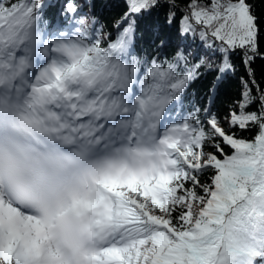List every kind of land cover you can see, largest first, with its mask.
<instances>
[{
    "label": "snow or ice",
    "instance_id": "obj_1",
    "mask_svg": "<svg viewBox=\"0 0 264 264\" xmlns=\"http://www.w3.org/2000/svg\"><path fill=\"white\" fill-rule=\"evenodd\" d=\"M261 4L0 0V264H264Z\"/></svg>",
    "mask_w": 264,
    "mask_h": 264
},
{
    "label": "trees",
    "instance_id": "obj_2",
    "mask_svg": "<svg viewBox=\"0 0 264 264\" xmlns=\"http://www.w3.org/2000/svg\"><path fill=\"white\" fill-rule=\"evenodd\" d=\"M105 2V0H101V3ZM260 8L264 9V4L259 5ZM98 10H99V6H98ZM119 9H112V10H108L105 9L103 11V17H106L107 19L104 22H108L114 18H116L119 15ZM109 30H111V25L109 24ZM145 48L148 47V45H144ZM149 51L151 52L152 55H157L158 53L149 48ZM262 66H264V61H258L257 62V72L258 75L261 73V69ZM243 74V69L241 68L238 75ZM211 79L212 77L209 76L206 80H202V81H198L192 91H194L197 96L195 97L196 99H198L200 96H203L207 93L208 89L211 87ZM236 90H237V81L233 80L231 82H229L227 85H225L223 87V89L221 90V93L217 99L216 105H217V109L220 110V114L224 115L227 111V104L228 102H230V100L236 95Z\"/></svg>",
    "mask_w": 264,
    "mask_h": 264
}]
</instances>
